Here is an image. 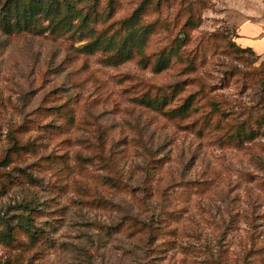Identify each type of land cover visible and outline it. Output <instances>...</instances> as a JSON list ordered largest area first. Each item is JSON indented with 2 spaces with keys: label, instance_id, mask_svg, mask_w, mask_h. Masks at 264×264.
<instances>
[{
  "label": "rangeland",
  "instance_id": "rangeland-1",
  "mask_svg": "<svg viewBox=\"0 0 264 264\" xmlns=\"http://www.w3.org/2000/svg\"><path fill=\"white\" fill-rule=\"evenodd\" d=\"M143 1L0 0V264H264V0Z\"/></svg>",
  "mask_w": 264,
  "mask_h": 264
},
{
  "label": "crops",
  "instance_id": "crops-1",
  "mask_svg": "<svg viewBox=\"0 0 264 264\" xmlns=\"http://www.w3.org/2000/svg\"><path fill=\"white\" fill-rule=\"evenodd\" d=\"M238 43L264 59V16L258 21H244L238 28Z\"/></svg>",
  "mask_w": 264,
  "mask_h": 264
},
{
  "label": "trees",
  "instance_id": "trees-1",
  "mask_svg": "<svg viewBox=\"0 0 264 264\" xmlns=\"http://www.w3.org/2000/svg\"><path fill=\"white\" fill-rule=\"evenodd\" d=\"M41 1H43V0H28V2L29 3H33V4H35V3H39V2H41ZM147 1H149V0H144L143 2H147ZM51 4H54V7H55V9H59V5H60V0H52V3ZM35 6H36V4H35ZM38 10H45V8H41V7H39V9ZM56 11V10H55ZM5 21V19H2V20H0V26H4L5 24H7V22L5 23L4 22ZM133 29L134 28H132L129 32H131V31H133ZM131 35V34H130ZM132 36V35H131ZM137 42L139 43V44H142V42L141 41H138L137 40ZM120 43H121V41H120ZM242 51H249V52H251V53H253L251 50H249V49H243L242 48ZM254 54V53H253ZM141 103H144V104H146L147 106H151V107H155L156 109H159V108H163L165 105H166V100L165 99H157V98H154V99H150V98H143V99H141ZM10 229L9 228H6V230H5V235L6 236H9L10 234Z\"/></svg>",
  "mask_w": 264,
  "mask_h": 264
}]
</instances>
